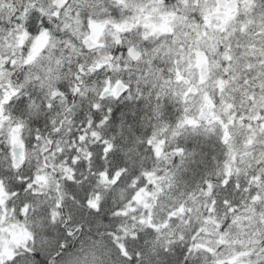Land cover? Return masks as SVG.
<instances>
[{
  "label": "snow or ice",
  "instance_id": "6c2138e0",
  "mask_svg": "<svg viewBox=\"0 0 264 264\" xmlns=\"http://www.w3.org/2000/svg\"><path fill=\"white\" fill-rule=\"evenodd\" d=\"M0 264H264V0H0Z\"/></svg>",
  "mask_w": 264,
  "mask_h": 264
},
{
  "label": "trees",
  "instance_id": "16d2710c",
  "mask_svg": "<svg viewBox=\"0 0 264 264\" xmlns=\"http://www.w3.org/2000/svg\"><path fill=\"white\" fill-rule=\"evenodd\" d=\"M117 115H119V111L117 112Z\"/></svg>",
  "mask_w": 264,
  "mask_h": 264
}]
</instances>
